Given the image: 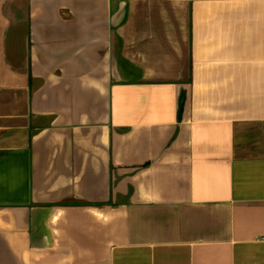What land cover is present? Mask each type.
<instances>
[{"label":"crops","instance_id":"obj_1","mask_svg":"<svg viewBox=\"0 0 264 264\" xmlns=\"http://www.w3.org/2000/svg\"><path fill=\"white\" fill-rule=\"evenodd\" d=\"M0 264H264V0H0Z\"/></svg>","mask_w":264,"mask_h":264}]
</instances>
